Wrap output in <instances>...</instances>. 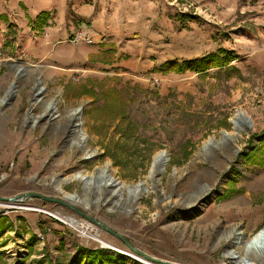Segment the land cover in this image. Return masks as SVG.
<instances>
[{"label": "rangeland", "instance_id": "rangeland-1", "mask_svg": "<svg viewBox=\"0 0 264 264\" xmlns=\"http://www.w3.org/2000/svg\"><path fill=\"white\" fill-rule=\"evenodd\" d=\"M68 1L90 25L65 21ZM42 11L48 20L38 31L27 17L33 21ZM0 15V197L76 192L79 206L151 257L171 264H237L225 255L228 248L242 254L231 242L243 227L242 215L229 209L238 205L232 199L235 183L264 170V0H0ZM220 47L235 56L223 67L176 73L163 64H182ZM37 84L44 87L39 96ZM85 84L97 99L82 94ZM50 100L53 118L47 117L50 109L45 112ZM239 111L247 126L236 133L231 117ZM115 131L130 135L124 146L109 142ZM223 133L233 136L232 153L224 145L203 148ZM101 138L109 155L100 148ZM93 149L96 156L85 159ZM163 150L168 159L156 187L133 203L99 188L81 193L76 178L57 189L62 179L78 171L92 175L105 163L115 182L137 184ZM95 198L100 200L83 206ZM4 203L0 264H59L60 249L45 239L52 224H62L80 247L142 264L99 226L89 235L57 220L52 213L90 222L61 204L36 197L20 203L48 214ZM253 204L264 213V194ZM36 228L44 236L41 247L32 233ZM262 228L242 232L249 238ZM96 233L115 250L95 240ZM262 256L256 264H264Z\"/></svg>", "mask_w": 264, "mask_h": 264}, {"label": "bare ground", "instance_id": "bare-ground-1", "mask_svg": "<svg viewBox=\"0 0 264 264\" xmlns=\"http://www.w3.org/2000/svg\"><path fill=\"white\" fill-rule=\"evenodd\" d=\"M43 90H44V87L41 84H37L34 95H37V94H38V96L42 95V93H44ZM35 97L36 98H34L33 103H35L39 100V98H37V96H35ZM54 108L55 107L53 106V103L51 100L46 103L45 112H47L49 109L51 110V113H47L48 118L54 117V115H52V113L55 112ZM69 118L71 119L70 115H69ZM231 123L233 125V130L236 133L241 131V130H244L245 127L247 126V116L242 111L236 112L231 117ZM76 124L77 123H75L73 125V128H72L73 132L78 130V127H76L77 126ZM77 134H78V132H77ZM233 141H234V139H233V136L231 133H223L219 140H216L215 138H212V137L207 139L203 143V148H206L209 145H215V146L216 145L217 146L224 145V146H227L229 148L230 152L232 153ZM209 149H210V146H209ZM166 161L167 160L164 159V155H163L162 151L159 152L158 154H156L155 157L153 158V165L151 166L150 173L148 174V177L145 180L138 182L137 184L127 185V184H124L122 182L116 181L114 185H109L107 183V181L110 180L112 177L111 166L109 163H105L104 165L98 167L97 170L92 175L88 176V178H84L85 175L78 171V172H75L74 174L70 175L69 177L62 179L61 181L58 182L57 189L59 191H61L62 190L61 189V183L67 182V181L74 179V178H76L78 181L83 182L84 186L86 187V190H93V186L95 184L98 185L100 182L103 181L104 182L103 185H99L97 187V189L99 188L101 190V192H106L109 190L108 196H110L114 193H117L118 196H122V194H125L126 200L131 203L137 197L148 192L150 189H154L156 187V184L159 181V176H160L161 172L163 171L164 166L166 165ZM205 190H207L206 187H205L204 191ZM195 199H197V197ZM10 205L11 204L9 202L1 204V206H8V207ZM20 205L21 204L18 205V207H20V208H26L28 210H38V211L48 212V211L43 210V209L41 210L37 207H32V206H28V205L20 206ZM49 213L50 212H48V214ZM52 215H54L55 217H57L63 221H66L68 219L67 216H61V215L54 214V213H52ZM75 221H76L75 218L71 217V222L76 223ZM77 222H79V224H82L78 220H77ZM263 231H264V228L259 230L252 237L248 238L243 234L242 231L235 230V232L233 234V239L231 242H232V244H234L235 246L240 248V250L242 251V254H239L236 250L228 248L225 252V255L233 258L237 264H256V262H255L256 257H258L260 254H264L263 253L264 249L256 247V241H260V238L264 235ZM95 236H96L95 240H101L98 233H96ZM100 243H102L104 246H108V247L111 246V248L113 247L111 243L106 242L104 240H101ZM253 245L256 247V250L254 249ZM128 254H130L135 259H138L141 261L143 260V258L135 256L131 253H128ZM243 257L246 258L247 263L244 262Z\"/></svg>", "mask_w": 264, "mask_h": 264}, {"label": "crops", "instance_id": "crops-1", "mask_svg": "<svg viewBox=\"0 0 264 264\" xmlns=\"http://www.w3.org/2000/svg\"><path fill=\"white\" fill-rule=\"evenodd\" d=\"M49 39V37H48ZM47 39V40H48ZM43 46L48 44L42 42ZM53 51L55 46L52 47ZM259 176H253L250 179L247 177L242 178L235 183L234 198L235 203L238 205L231 206V211H234L235 214L242 215L243 219H241L240 224L243 225L242 231L247 234H252L258 228L264 226V213L260 211L256 205L253 204V199L255 196L264 193V170L260 171ZM37 217L33 221V224L36 226ZM41 221V220H40ZM25 222V220H24ZM41 223H43L41 221ZM62 224H52L47 229L48 233H45V239L47 241V245L49 247L59 248V264H72L73 260L79 258L78 263L76 264H88V257L92 254L91 251L95 250L93 248L86 249L84 247H80L78 243H75L74 240H71V236L66 233L61 227ZM37 230H33V235L36 234ZM52 229V230H51ZM69 231V230H67ZM23 234V233H22ZM58 245V246H56ZM108 253V252H107ZM105 254V253H104ZM111 256L114 257L115 262L117 264H125L124 257L120 255H116L110 252ZM94 255H92L93 257ZM92 261V260H91ZM90 264H101L99 261L93 262Z\"/></svg>", "mask_w": 264, "mask_h": 264}, {"label": "trees", "instance_id": "trees-1", "mask_svg": "<svg viewBox=\"0 0 264 264\" xmlns=\"http://www.w3.org/2000/svg\"><path fill=\"white\" fill-rule=\"evenodd\" d=\"M20 5L23 6V4L20 2ZM2 17V15H0ZM29 22L35 27L36 30H42L43 26L47 23L48 20V13L45 11L40 12L38 15H36L35 19L33 21L30 20L29 16L27 17ZM64 19L66 22L71 21L73 25L76 27L85 24V25H90L89 19L84 18L82 16H79L74 13L71 7V2H67V8L65 11ZM235 59V56L232 51L226 49V48H218L216 52L208 53L207 55L200 57V58H194L188 61H184L182 64L177 63L176 61H165L163 64L166 66H170V69L173 72H182L186 68H188L191 71H194L196 73H201L205 72L209 67H223L228 65L232 60ZM82 94H88V95H93L94 99L98 98V93L94 92L92 86H88L85 84V88ZM114 135L110 137V141H113L115 143H121L123 146L127 143V141L130 139V135L126 133H118L115 131L113 133ZM100 148L104 149V155H109L110 154V149L108 147V144L105 143L103 138L100 139L99 141ZM188 154L190 153V150L187 152ZM113 162L114 164L116 163V160L114 157ZM6 220L5 215H0V237L5 233L6 227L4 226V221ZM6 241H3L1 246L5 245ZM91 255H94L92 257L93 262L99 261L101 264H117L115 262L114 257H112L110 253H105L102 252L99 249H95L91 251ZM105 253V254H104ZM3 253L0 252V256ZM0 257V261H1ZM79 258H76L73 260L72 264L78 263ZM17 264H28L24 259H20ZM33 264H41L40 261L34 262Z\"/></svg>", "mask_w": 264, "mask_h": 264}, {"label": "water", "instance_id": "water-1", "mask_svg": "<svg viewBox=\"0 0 264 264\" xmlns=\"http://www.w3.org/2000/svg\"><path fill=\"white\" fill-rule=\"evenodd\" d=\"M75 109H76V111L80 112L81 111V106H78ZM84 138H85V136L83 135L82 138L80 139L83 144H84ZM83 144H82V147H83ZM82 147H80L79 149H81ZM163 155H164V157H166L165 160L168 159V154L165 152V150H163ZM94 156H96V149H93L90 152L86 151L85 155H84V158L85 159H91ZM152 165H153V160L151 161V166ZM149 173H150V169L148 170V174ZM56 178L57 179H62L63 177L62 176H58ZM84 178H88V176L85 175ZM103 183L104 182L102 181L98 185L95 184L94 187H93V191H98L97 187L99 185H103ZM107 183L113 185V184H115V181L111 178L110 180L107 181ZM80 189H81V193L88 191V190H86V187L84 186L83 182H81V188ZM108 191H106V193H108ZM68 193H70V192H68ZM68 193H63V196L61 198H57V197H53V196H47V195H44V194H41V193L25 192V193L16 194V195H14L12 197H0V200L9 202L11 204L9 207H16V205H19L21 202H23L26 199L31 198V197H36V198H40V199L45 200V201L61 204V205L65 206V207H67L68 209H70L71 211H73L74 213L78 214L79 216L87 219L88 221L92 222L96 226H99L100 228H102L105 231L109 232L113 236L117 237L119 240H121V242L131 252H133L136 255L142 257L143 259H146V260H149V261L155 262V263H162L163 262L165 264H171L170 262L158 260V259H156L154 257H151V256L145 254L144 252H142L140 249L135 247L125 235H123L122 233L112 229L111 227H109L107 224H105L104 222L100 221L96 217L91 216L81 206H79L78 204L82 203V200L79 199V195L76 192H73V193H70V194H68ZM99 200H100V198H95L94 200L86 201V202L83 203V206L87 207L90 203H97ZM136 200H138V198H136L134 201H136ZM112 203H114V202H112ZM128 211H130V209ZM253 247H254L255 250H256V247L264 249V235L260 238V241H256V247L254 245H253ZM262 257H264V254H263ZM243 260H244L245 263H247L245 257H243Z\"/></svg>", "mask_w": 264, "mask_h": 264}, {"label": "built area", "instance_id": "built-area-1", "mask_svg": "<svg viewBox=\"0 0 264 264\" xmlns=\"http://www.w3.org/2000/svg\"><path fill=\"white\" fill-rule=\"evenodd\" d=\"M88 41H90L89 39H88ZM67 217H68V219L66 220V221H63V220H61V219H59V218H56L57 220H59V221H61L63 224H65V225H67L68 227H71V228H74L76 231H80V232H82V230H86V231H88V232H86L87 234H89V235H92V233H91V231L95 228L94 227V224H92V223H90V222H88V223H84V224H79V222H77V218H75V222L76 223H72L71 222V217H73V216H70V215H67ZM84 220V219H83ZM96 232V231H95ZM36 238H37V240H38V242L40 243V247L41 246H43V242H44V236H43V234H41V233H36ZM87 237H89L90 238V236H88V235H86ZM43 248V247H42ZM42 248H40V249H42ZM111 248V247H110ZM111 249H114L115 250V248H111ZM116 251H118L119 253H121V254H123L122 253V251H120V250H116ZM132 258V257H131ZM135 259V258H134ZM135 260H137L138 262H140V263H142V264H158V263H155V262H151V261H149V260H146V259H143V260H145L144 262L143 261H141V260H138V259H135ZM174 264V263H173ZM176 264V263H175Z\"/></svg>", "mask_w": 264, "mask_h": 264}]
</instances>
